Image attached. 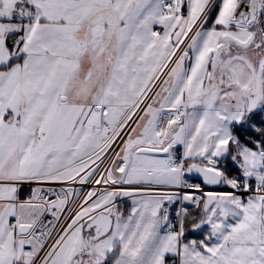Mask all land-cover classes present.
Returning <instances> with one entry per match:
<instances>
[{"label": "snow or ice", "instance_id": "snow-or-ice-1", "mask_svg": "<svg viewBox=\"0 0 264 264\" xmlns=\"http://www.w3.org/2000/svg\"><path fill=\"white\" fill-rule=\"evenodd\" d=\"M0 264H264V0H0Z\"/></svg>", "mask_w": 264, "mask_h": 264}]
</instances>
